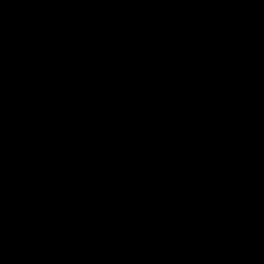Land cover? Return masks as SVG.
I'll return each instance as SVG.
<instances>
[{
  "label": "water",
  "instance_id": "water-1",
  "mask_svg": "<svg viewBox=\"0 0 264 264\" xmlns=\"http://www.w3.org/2000/svg\"><path fill=\"white\" fill-rule=\"evenodd\" d=\"M0 264H264V0H0Z\"/></svg>",
  "mask_w": 264,
  "mask_h": 264
}]
</instances>
